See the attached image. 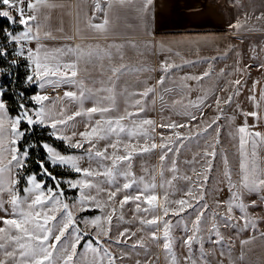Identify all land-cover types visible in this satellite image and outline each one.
I'll return each instance as SVG.
<instances>
[{"label": "snow or ice", "instance_id": "6c2138e0", "mask_svg": "<svg viewBox=\"0 0 264 264\" xmlns=\"http://www.w3.org/2000/svg\"><path fill=\"white\" fill-rule=\"evenodd\" d=\"M92 3V16L84 21L85 29L93 33H106L110 25L108 14L114 5L127 6L139 3L141 8L138 11L151 15L149 8L154 0H92ZM0 6H2L0 17L5 18V23L0 24V37L3 38L0 41V61L8 64L9 67L18 63L16 59L7 60L9 56L30 61L31 72L24 79L28 84H38L41 89H44L46 85L77 86V91H66L63 98L49 97L46 94L32 95L30 100L35 102L36 107H27L23 103H18L17 114L13 116L9 113L7 103L10 85L0 84V213H2L0 215V264H117V261L122 264L127 253L117 256L106 246V240L112 239L113 217H116L117 221H124L123 213L117 214V208L114 206L117 203L120 209L130 203L134 204V212L137 215L133 220L125 222L131 224L138 220L140 225L148 228L149 239L153 243L159 244L163 241L162 247L167 254L169 264H180V259L174 250L177 239L189 252V255L183 258L184 264H208L209 254L204 250V237L200 235L201 224L206 221L211 222L207 240L212 245H220L224 241L220 233L221 226L257 229V218L252 217L247 211L249 207H257L256 201L246 204L244 196L254 193L264 206V158L258 152V148H264V132L255 131L256 124L249 125L247 122V119L251 117L257 124L260 123L262 120L260 111H240L244 122L235 129L234 137L232 133H229L230 138L238 140V167L235 169L238 180L233 182L234 170L229 165L227 154H222L221 163L224 166L222 175L227 181L231 198L224 202L226 213L211 212L206 216V212H209L205 196L208 175L204 173H210L213 170L217 146L220 145V130L225 127L219 123L224 115L223 109L220 108L219 97L215 100L218 108L216 117L194 134L197 137L204 135L207 140L211 136L210 129L216 133L214 142L206 144L202 155L197 154L205 161V165H202L204 172L197 173L196 180L188 175L178 177L179 169L175 157L180 153L181 148L185 147L183 141L191 137H183L180 133L174 132L175 141L172 137H168L165 142V138L161 135V143L155 142L152 133L155 132L156 122L150 118H141V114L148 108L150 94L155 96V87H147L139 92L122 88L119 95L124 97L123 114L115 117L107 115L119 111L116 103L117 82L127 72H139L143 71V68L133 69L124 64L119 67H110L112 76L108 77L109 86L105 87L103 80L90 81L94 85L99 84L100 87L88 88L84 80L77 79L81 71L80 62L101 63L104 58H112L111 52L98 48L86 50L80 44L48 49L42 40L57 39L52 31L44 30L43 21L47 20V16H42V9L54 6L49 3V0H0ZM12 12H15L16 16L11 15ZM97 13H100L102 18L99 23H94ZM8 22L20 25L21 30H9L6 26ZM229 27L239 32L244 24L236 21ZM58 31L63 32V29ZM82 31L77 28L78 33ZM62 39L70 41L73 37L63 36ZM33 42H35V48L29 46ZM111 47L116 50V54L122 60L123 54L120 52L122 46L112 45ZM231 50L230 46L228 51ZM227 54L226 51L224 55ZM69 56L72 57L70 60H63V57ZM211 59L214 60L216 57ZM180 67L182 65L169 60L163 61L161 71L164 75L157 83L163 85L165 78L171 74L172 70ZM259 67L264 68V64H260ZM0 75H7V70L0 68ZM209 75L210 72L205 71L200 76L183 79L203 80ZM230 83L233 85L234 92L227 97L225 104H231L233 97L240 95L242 81L236 79ZM165 91H172V89H165ZM20 95L23 96V92ZM250 99L256 102V107L259 109L260 102L256 101L255 96H251ZM160 100L163 103V96ZM65 101L77 104L78 110L69 113L68 108L64 106ZM85 101H91L93 106L85 109L83 107ZM155 103V99H152L151 104L155 105ZM203 103L204 99L200 98L198 103L189 101L184 107L200 110L202 117ZM93 114H99L100 118L92 120ZM184 114L190 121L198 120L193 112L186 111ZM77 117L88 118L86 130L78 134L73 130L70 135L67 134L68 127L74 124ZM230 119L234 120L235 117ZM36 125L50 127L53 130L51 134L67 142L71 148L84 149L85 144H88L85 154L90 161H95L97 168H82L79 161L84 157L63 155L50 144L42 143L39 146L45 150L50 165L68 166L76 173H82L83 178L58 179L45 166L43 160L39 163L38 178L36 172L29 170L30 156L38 146L37 143L30 141L29 133ZM159 127L175 130L189 127V124L171 121L167 124L162 123ZM77 135L80 139L73 142V138ZM100 140H107L109 143L99 149L97 143ZM140 140L144 142L141 144ZM109 149H112L111 153ZM157 149L161 152L159 160L162 181L159 185L154 175L156 169H153V173L150 174L145 167L144 174L139 177L131 170L134 156L153 153ZM169 153L172 154L171 158ZM166 160L170 162L167 171L171 172L172 176L171 179L165 180L163 177ZM194 161L195 157L193 161H186V163L191 164ZM195 162L198 163V161ZM45 176L53 182L52 185L43 179ZM118 177L123 179L122 183L117 179ZM178 179L188 182L186 190L175 188L174 181ZM61 184L79 189L80 196L75 204L70 205L66 202ZM170 188L175 191L170 192ZM158 189L164 190L162 195L158 194ZM176 192H182L183 195L180 198L171 199L170 197ZM101 194L105 199L100 198ZM118 195H122L119 201L116 199ZM219 206L217 204V207ZM91 208L99 209L102 215L84 219L83 227H81L77 222L74 209L89 211ZM106 208L107 211H105ZM234 208L241 212L240 218L244 221L242 226L234 220ZM189 209L193 211L195 218L191 221V227L186 223L183 225L182 230L188 233L186 238L174 237L172 230L178 225H173L169 217H179ZM217 217H219V223ZM137 230L143 231V228ZM89 235L94 237L95 243L92 239H85ZM136 235V231L126 227L116 234L115 243H126ZM213 236L216 238L213 239ZM260 236L264 238V232H261ZM82 242L83 251L78 252ZM194 243L199 245L198 256L192 251ZM241 243L249 244L251 240ZM132 247L145 249L146 255H151L147 251L143 237L138 239ZM226 250L230 251V248ZM156 259L158 260L159 257ZM240 259H243V255ZM135 264H141L140 260H136Z\"/></svg>", "mask_w": 264, "mask_h": 264}, {"label": "rangeland", "instance_id": "374dc122", "mask_svg": "<svg viewBox=\"0 0 264 264\" xmlns=\"http://www.w3.org/2000/svg\"><path fill=\"white\" fill-rule=\"evenodd\" d=\"M157 7L159 25L165 24V26L161 28L163 32L160 31L158 33L159 36L156 42L151 44L148 41H131V43H122L121 41L111 43L109 41V43L99 42L81 45L86 50L88 48L107 50L112 53V58H104L101 63H86L81 61L79 64L81 71L77 79L84 80L88 88L100 87L99 84L94 85L90 81L101 80L104 81V86L107 87L109 86L108 77L112 76L111 71H109L110 67H119L121 64H124L133 69L143 68V71L127 72L117 82L116 103L119 111H114L107 115L115 117L123 114L124 97L119 95L122 88L139 92L147 87H155V96L150 94L148 108L145 113L141 114V118H150L156 122L155 132L152 135L155 137L157 144L161 143V135L165 138V142H167L168 137H172L173 141H175L174 132L180 133L183 137H191V139L183 141L185 147L181 148L180 153L175 159L177 161V168L179 169L177 176L188 175L193 180H196L197 173L204 172L202 165H205V161L197 154L202 155L206 144L214 142L216 138V133L212 132L211 129L209 130L211 136L207 140L204 135L197 137L194 134L199 128H203L206 123H210L216 117L218 108L215 100L219 97L221 101L220 108L224 112L219 123L225 125V127L220 130V145L217 146V157L213 161V170L210 173L204 174L208 175L205 196L209 205V212H206V216L210 215L211 212L224 214L226 213L224 202L231 198V192L227 181L222 175L224 166L221 163V155L227 154L229 165L234 170L233 182H236L238 180L235 172V169L238 167V140L230 138L229 133H232L234 137L236 135L235 129L243 124L244 117L240 115V111H260L262 117L260 123L257 124L251 117L247 119V122L249 125L256 124L255 131L264 132V68L259 67L260 64H264V0H157ZM11 15L16 16V13L12 12ZM236 21L244 24V27L239 32L229 27L230 24ZM42 43L50 50L70 45V43L57 41H45ZM112 45L122 46L120 48V52L123 54L122 60L116 54V50L111 47ZM29 46L35 48V42ZM230 46L232 50L228 51ZM254 49L255 51H253ZM226 51L228 54L225 56L224 53ZM212 57H216V59L213 60L211 59ZM71 58L70 56L63 57V60L67 61ZM165 60L180 64L182 67L172 70L171 74L165 78L164 84L160 85L157 81L164 75L161 71V63ZM188 61L192 63H187ZM28 66L31 72L30 61H28ZM205 71H209L210 75L203 80L183 79L184 77L200 76ZM236 79L242 81V86L239 89L240 95L234 96L231 104H225L224 101L234 92L233 85L230 82ZM256 81H259V83H255ZM35 85L37 91L32 95L46 94L49 97L59 96L63 98L66 91H77V86L70 84H60L55 87L46 85L44 89H41L38 84ZM165 89H172V91H165ZM253 95L256 101L260 102L259 109L256 107V102L250 99ZM161 96H163V103L160 100ZM30 97L25 98L22 103L27 107L34 108L36 107L35 102L31 101ZM200 98L204 99V103L201 105L203 111L202 117L200 110L195 108L185 109L184 107L189 101L198 103ZM152 99H155V105L151 104ZM64 106L68 108L69 113L78 110V105L75 103L65 101ZM92 106L93 103L91 101H85L83 105L85 109ZM186 111L193 112L197 115L198 120L190 121L189 117L184 114ZM9 113L13 116L17 114L11 113L10 110ZM233 116L235 119H230ZM98 118H100L99 114H93L92 120ZM171 121L181 124L187 123L189 127L175 130L159 127L160 124H167ZM87 125V117H77L74 124H70L68 127L67 134L70 135L73 130L77 134L85 131ZM36 126L39 128L41 134H51L53 131L50 127ZM29 139L32 143H35L30 136ZM79 139L80 137L77 135L73 138V142ZM58 142L63 146L61 147L59 144L57 145V143L49 140H44L41 144L48 143L63 155L84 157L79 161L82 168H97L95 161H90L85 154V149L89 147L88 144H85L84 149H77L69 147L67 142L60 139H58ZM125 142L127 141L125 140ZM143 142V140H140L141 144ZM108 143L109 141L107 140H100L97 143V148L102 149ZM38 149L39 145L34 151ZM208 150L211 151V149ZM111 151L112 149H109L110 153ZM258 152L264 158V148H258ZM160 154V150L157 149L153 153L134 156L131 170L139 177L144 174L143 168L145 167L149 170L150 174L153 173V169H156L154 175L156 183L159 185L162 181L160 176ZM169 157H172L171 153H169ZM194 157L198 163L195 161L191 164L186 163V161H193ZM42 159L45 161V166L58 179L76 180L83 178L82 173H76L68 166L50 165L47 155ZM42 159L38 154L30 156L29 170L36 172L38 178L40 169L38 168L39 166H36V162ZM169 166L170 162L166 160L164 162L163 177L165 180L171 179L172 176V173L167 171ZM56 171L58 175L55 174ZM43 179L49 185L53 184L48 177L45 176ZM117 179L121 183L123 182L122 178L118 177ZM174 185L176 189L186 190L188 182L178 179L174 181ZM61 187L64 189V199L66 202L70 205L75 204L80 196L79 189L69 188L66 184H61ZM105 187L107 186L105 185ZM163 191V189H158V194L162 195ZM169 191L172 192L175 189L170 188ZM21 195H23L22 192ZM182 195V192H176L170 198L176 199ZM100 198L105 199L103 194H101ZM121 198L122 195H118L116 199L119 201ZM253 200L256 201L257 207H249L247 211L252 217L257 218L258 230L251 228L242 229V227L225 228L221 226L220 233L224 241L220 245H212L207 240L210 234L208 230L211 228V222L206 221L201 224L200 235L204 237V250L209 254L208 264H264V238L260 236V233L264 232V206L261 205V201L256 194L252 193L244 196L246 204ZM217 204L220 206L217 207ZM114 206L117 208V214L123 213L124 221H117L116 217H113L112 239L106 240V246L117 256L121 253H127L122 264H135L136 260H140L141 264H146V261H148V264H169L167 254L162 247L163 241H160L159 244L153 243L149 239L148 228L140 225L138 220L131 224L125 222L133 220L137 215L134 212V204L125 205L123 209L119 208L118 203ZM107 210L106 208L105 211ZM74 214L81 227H83L84 219L102 215L101 211L97 208H91L89 211L74 209ZM233 217L238 224L243 225L244 221L240 218L241 212L235 208L233 209ZM194 218L195 214L191 209L182 213L179 217H169L173 225H178L173 228L172 235L177 238H186L188 233L182 230L183 225L186 223L191 227V221ZM217 222H220L219 217H217ZM126 227L131 231H136L137 235L126 243L116 244V234L119 231H123ZM140 228H143V231L137 230ZM141 237L144 238L147 251L151 254L150 256L146 255L145 249L132 247ZM215 238L213 236V239ZM85 239H92L94 241L92 235L87 236ZM245 240H251V243L242 244L241 242ZM229 248L230 251L226 250ZM174 250L176 256L180 259V264H184L183 258L188 256L189 252L180 243L179 239L175 241ZM81 251H83V242L81 243V247L78 248V252ZM192 251L193 254L198 256L199 245L194 243ZM241 255H243V259H240ZM157 257H159L158 260L156 259ZM117 264H121V262L117 261Z\"/></svg>", "mask_w": 264, "mask_h": 264}, {"label": "crops", "instance_id": "0c3cea01", "mask_svg": "<svg viewBox=\"0 0 264 264\" xmlns=\"http://www.w3.org/2000/svg\"><path fill=\"white\" fill-rule=\"evenodd\" d=\"M49 3L54 6L42 9V16H47V20L43 21L44 30L52 31L57 39L42 40V42L57 41L70 43L73 46L75 44L109 43V41L111 43L114 41L122 43L148 41L153 44L158 39V33L163 32L161 28L165 26V24L159 25L157 0H154L149 8L151 15L138 11L141 8L139 3L127 6L114 5L108 14L110 25L106 33H93L85 29L84 21L90 18L93 12L92 0H49ZM101 18V14L97 13L93 22L99 23ZM61 28L63 32L58 31ZM77 28L83 31L78 33ZM63 36H72L73 39L65 40L62 39Z\"/></svg>", "mask_w": 264, "mask_h": 264}, {"label": "trees", "instance_id": "16d2710c", "mask_svg": "<svg viewBox=\"0 0 264 264\" xmlns=\"http://www.w3.org/2000/svg\"><path fill=\"white\" fill-rule=\"evenodd\" d=\"M4 23H5V18L0 17V24H4ZM6 26L8 27L9 30H13V29H15L16 31L21 30V26L18 24L13 25L10 22H8ZM2 39L3 38L0 37V41H2ZM6 59L9 61H11L12 59H16L18 61L17 64L11 65V67H9L8 64L3 63V61H0V68H4L7 70V75H0V81H1V84H4L6 86L10 85L8 89V94H7L9 97L7 99V103L9 105L10 112L13 114H16L18 111V107H17L18 103H22L25 98H28L33 93H35L37 91V87L35 84H28L24 79L27 74H30V68L28 66V61H25L24 59L20 57L14 58L13 56H9ZM21 92H23V96L20 95ZM44 129H47V128H44ZM29 136L38 145H40L41 142L44 140H49L54 143H57V145L59 144L61 147L63 146L62 144L58 142V139L53 137L51 134H48V133L41 134L37 126H34V130L29 133ZM34 150L31 155L38 154L40 155L41 159L45 157L46 155L45 150H43L40 146L37 151H34ZM42 160L44 161V159ZM40 161L41 160H37L36 162L37 167L39 166ZM55 174L58 175V172L56 171Z\"/></svg>", "mask_w": 264, "mask_h": 264}, {"label": "bare ground", "instance_id": "6f19581e", "mask_svg": "<svg viewBox=\"0 0 264 264\" xmlns=\"http://www.w3.org/2000/svg\"><path fill=\"white\" fill-rule=\"evenodd\" d=\"M51 92H52V90H51Z\"/></svg>", "mask_w": 264, "mask_h": 264}]
</instances>
